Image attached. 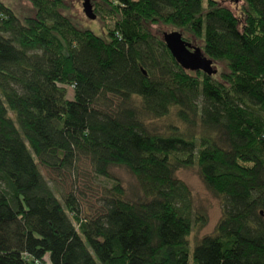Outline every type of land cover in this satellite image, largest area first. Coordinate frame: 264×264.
<instances>
[{"label":"trees","instance_id":"16d2710c","mask_svg":"<svg viewBox=\"0 0 264 264\" xmlns=\"http://www.w3.org/2000/svg\"><path fill=\"white\" fill-rule=\"evenodd\" d=\"M31 1L22 22L0 0V264H264V0H94L108 38ZM160 25L225 69H186ZM83 160L114 179L93 212L41 170ZM191 166L222 202L192 252L208 216L176 175Z\"/></svg>","mask_w":264,"mask_h":264},{"label":"rangeland","instance_id":"374dc122","mask_svg":"<svg viewBox=\"0 0 264 264\" xmlns=\"http://www.w3.org/2000/svg\"><path fill=\"white\" fill-rule=\"evenodd\" d=\"M12 10L15 14L22 20L28 16H35L37 13V8L33 5L31 0H1ZM64 3L63 12L69 16L73 22H75L81 28L92 29L97 34L104 38L107 36V25L112 24L110 19H102L101 12L97 11L94 7L95 1L90 0L93 5V11L97 14L96 19H90L84 12L83 3L84 0H62ZM223 4L230 6L233 10H238L243 3L241 0L236 2L234 0H219ZM206 0H204V5ZM159 33L164 34V32H170L178 30L170 25H160ZM214 68L219 72L225 69L223 63L214 62ZM163 121H168L163 118L159 121L162 124ZM41 170L49 181L54 191L59 195L71 191L77 192L80 198V204L83 208V212H93L98 209L101 204L102 196H105L112 191L114 179L107 178L104 176H99L95 174L93 169L90 167L88 161H81L79 163L78 171H53L45 166H41ZM110 172L114 178H118L121 185L125 189L126 196L129 199H136L140 194V187L137 177L125 166H112ZM178 178L186 182L191 190L193 197L194 207L204 211L208 220L205 226L198 227L195 226L193 231L189 235V243L191 245V252L194 245L199 239L204 235L211 234L214 232L216 224L222 216V202L221 198L216 196L211 190H209L201 175L199 174L198 168L196 166L184 167L176 172ZM49 261H47L46 264Z\"/></svg>","mask_w":264,"mask_h":264},{"label":"water","instance_id":"95a60500","mask_svg":"<svg viewBox=\"0 0 264 264\" xmlns=\"http://www.w3.org/2000/svg\"><path fill=\"white\" fill-rule=\"evenodd\" d=\"M238 2L239 0H234ZM83 9L90 19H96L97 14L93 11V5L90 0H84ZM165 44L173 57L186 69L191 71H204L208 74H215L214 62L203 54L200 46L193 45L183 38L179 31L164 32Z\"/></svg>","mask_w":264,"mask_h":264}]
</instances>
